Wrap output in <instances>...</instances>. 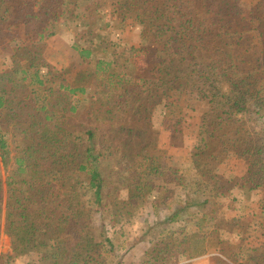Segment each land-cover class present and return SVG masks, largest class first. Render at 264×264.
<instances>
[{
    "label": "trees",
    "instance_id": "trees-1",
    "mask_svg": "<svg viewBox=\"0 0 264 264\" xmlns=\"http://www.w3.org/2000/svg\"><path fill=\"white\" fill-rule=\"evenodd\" d=\"M228 1L61 0L53 10L51 0H0L2 57L18 45L26 63L0 73V237L9 243L0 264L46 247L53 252L39 254L38 264H103L122 237L108 233L105 218L122 227L149 201L172 214L148 228L159 237L149 238L141 264L190 262L221 230L262 237L221 250L228 264H264V0ZM183 8L205 18L206 33L219 31L209 52L221 48L219 65L204 63L199 28L189 40L167 34L172 22L183 27ZM166 14L155 34L151 23ZM131 24L140 29L134 45L126 44ZM62 33L76 62L59 69L46 55ZM157 112L173 134L184 120L197 132L179 163L155 145ZM228 155L245 165L229 181ZM211 160L221 168L212 170ZM157 175L166 181L152 196ZM69 193L100 221L97 236L73 221ZM245 194L249 221L239 214Z\"/></svg>",
    "mask_w": 264,
    "mask_h": 264
},
{
    "label": "rangeland",
    "instance_id": "rangeland-1",
    "mask_svg": "<svg viewBox=\"0 0 264 264\" xmlns=\"http://www.w3.org/2000/svg\"><path fill=\"white\" fill-rule=\"evenodd\" d=\"M60 1L61 0H51L53 10L59 9L56 8V6L60 4ZM195 12L197 11L192 10L191 8H183L182 9L183 15H181L180 18H178V20H181L183 27H180L179 23L177 25L176 22H172L171 26H173L176 29H174V31L170 29V31H168L167 34L170 36H174L176 39L178 38V40H186L188 39L189 34H190L189 38L193 39V37L198 32V28H199V32H201L202 30L203 35L200 37V42H201L200 53L201 56H202V52L206 53V55L205 56L203 55L202 58L205 61H207L215 56L214 41L211 42V40L219 36H217L218 34L217 35L213 34L210 30H209L210 32L208 31L206 33L205 29L211 27H207V22L206 23L204 22L205 18H203L202 20L203 16H201V14L200 16H198V14L194 15ZM167 15L168 14H166V16ZM170 17L171 16L162 17V19H158V21L154 20L150 25V30L155 32V34H158V30L162 29L165 25L163 19L164 18L171 19ZM185 20H190V21L185 22ZM202 22L205 24L201 27L200 24H202ZM234 23L235 20L233 21V24ZM130 28L131 30L128 33V37H127L128 40L126 44L128 43L130 45L131 43L132 45H134L138 41L140 29L133 24L130 25ZM69 39L70 38L67 34L62 33L60 34L58 39L52 43L53 45L50 46V51L47 52L46 55V61L51 66L61 69L62 65L67 66L69 64H73L76 62V60L74 59L72 60L71 53L64 47L70 45ZM196 40L199 41V39ZM11 48L12 51H14L15 49L17 51L11 52L10 54L5 55L4 57H2V55L3 52H5V50L3 52L2 50H0L1 74L7 71L18 72L25 68L26 63L24 57L21 55L20 46L11 45ZM216 50L218 54L222 53L221 48L216 47ZM209 52H214V53L209 54ZM181 104L182 102L179 103L178 105ZM152 120L154 125L155 145L161 153L167 154L168 156H170V158H174L177 163H179L182 157L190 155L191 149H193L196 145L195 142H196L197 132L187 123L188 122L187 118H186L187 121L184 120L181 124L180 127L181 133H177V134H173L171 131H168L166 129V123L167 121H169V117H167V115L166 116L162 114L160 115V113L157 112L156 114H154ZM175 128L179 129L178 126H176ZM13 154L14 152L12 153V156ZM171 161L172 159L166 162L163 168L166 169L168 166H170L171 163L169 162ZM222 162H223L222 165H225L226 168L227 181L232 180L233 177L238 178L243 174V173L242 174L239 173L245 167V165L243 164L244 162L236 159V156L228 155L226 156L225 159L222 160ZM209 167L214 171L220 169L221 168L220 161L218 162L215 160H211V164L209 163ZM225 168L223 167L222 170H225ZM164 181H166L165 177L161 175H157L156 177L153 178L155 190L152 196L159 195V193L162 191L161 187ZM9 183H7V185H9L8 191L10 190L9 196L11 195L12 196L11 198L13 200L18 201L20 199L18 191L15 187L10 186L11 184ZM78 197H79L78 194H70V193L67 194V196L65 197V201L68 198L72 200L71 204L69 202H67L66 204L69 205L70 212H73L74 215L73 221L79 224L78 226L83 230V233L97 236L99 234L100 221L96 219L94 216H92L91 213L87 210V208H85V206L78 201ZM125 198L126 196L123 195V199ZM244 201H245L244 206L246 207V210H242L241 208L242 211L239 212V214H245L246 220L249 221L250 215L248 214L247 206L250 203V197L248 194H245ZM74 203L75 204L77 203L75 208H73ZM153 208L155 207L151 203V201L144 203L140 208V210H138L136 219L128 224L123 225L122 227H120L121 225H117V227L112 228L110 223L112 224L114 222L108 221L109 219H111L110 217L105 218V220L107 221L106 228L108 229V233H110L111 235L113 234L115 235L116 233L118 236L119 234H122V237L120 235L121 238H119L115 243L116 247L120 246V248L116 251L115 256H109L108 258L103 260V264H141L140 258L143 256L145 248L147 246L145 245V243L149 238L153 240L159 237L158 231L156 229H153L152 232H148V228L156 223L155 222L156 218L163 220L165 216H168V214H172L171 212L168 211L155 212ZM156 213L158 214L156 215ZM253 224L255 223H251V225ZM182 226L183 224H181V227ZM154 227L156 226L154 225ZM251 235L252 233L246 239L247 235H245L244 230H238L236 232H226L224 230H221L217 233L212 232L205 241L206 251L203 248V246L200 244L199 251L202 248L203 250L202 253L199 256H197L195 260H192L187 264H226L227 258L223 259V257L221 256L222 254L221 250L225 252V254L227 253L231 254V252H234L241 245L246 244L249 245L250 247L258 245L262 237L255 238L254 236ZM255 240H259V241H255ZM8 245L9 243L6 237L1 236L0 237L1 251L2 252L6 251L8 249ZM52 252H53L52 249L48 247H46V249H44L43 252L37 249L19 251L14 256V264H38L39 254H47L48 256H50Z\"/></svg>",
    "mask_w": 264,
    "mask_h": 264
},
{
    "label": "crops",
    "instance_id": "crops-1",
    "mask_svg": "<svg viewBox=\"0 0 264 264\" xmlns=\"http://www.w3.org/2000/svg\"><path fill=\"white\" fill-rule=\"evenodd\" d=\"M238 2V0H229L228 2H230V3H233V4H237V2ZM227 28L225 27V29H223V31L222 32H226V33H224L223 35H225V36H227V34H228V30H226ZM214 34L215 35H217V34H219V31H216V32H214ZM223 40H226V38L225 39H223ZM222 53L221 54H217L216 56H214V59H210V60H207V61H205L204 63H211V64H214V65H219L220 63H221V60H222ZM149 240V239H148ZM148 240H147V242L145 243V245H147L146 246V248H145V251L147 250V248H148V246H149V243H148ZM145 251H144V253H145ZM141 259V258H140ZM196 259V258H195ZM195 259H193V260H195ZM188 263V262H187ZM187 263H185V264H187Z\"/></svg>",
    "mask_w": 264,
    "mask_h": 264
}]
</instances>
